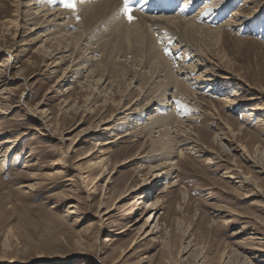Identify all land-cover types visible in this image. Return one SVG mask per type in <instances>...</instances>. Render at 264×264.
<instances>
[{"label": "rangeland", "instance_id": "obj_1", "mask_svg": "<svg viewBox=\"0 0 264 264\" xmlns=\"http://www.w3.org/2000/svg\"><path fill=\"white\" fill-rule=\"evenodd\" d=\"M210 1L198 0L196 12L199 10L202 13L211 8L207 13L209 16L199 12V19L196 20L199 24L215 28L229 20L232 13L239 9L246 16L242 19L243 24L235 26V29L226 27V33L219 45L215 46L205 38L202 46L213 57L224 54L227 63L229 57L234 71L242 75L248 83L257 86L260 80L258 72L261 69V73L264 72V0H253L252 3L247 0H221L213 3L214 5L206 4ZM181 2L182 0H178L176 6ZM203 6L205 7L202 10L198 9ZM254 9L259 10L249 17ZM12 10L8 3L4 6L0 4V47L12 45V29L6 36H1L4 30L3 21L12 15ZM210 16H214L215 20L207 21ZM26 28H32V25ZM229 29L237 32V36L228 34ZM24 31V36L16 40L24 39L26 49L16 54L17 57L11 60L13 67H8L6 73L9 78H13L19 66L24 75L23 78L11 82L9 88L12 95L6 103L11 108L7 114L0 116V132H3L0 139L11 140L6 145L7 149L19 141L16 151L8 155L6 165L0 171V264H110V255L118 254L121 248L126 247L120 261L122 264H162L163 259L170 254L174 264H216L217 256L224 250H228L230 255L227 264H264L262 258L255 259L251 253L256 244L249 239L256 229L263 232L264 236L263 176L254 175L258 178L256 180L261 193L259 196L251 195L253 192L250 188H239L229 181L226 174L232 161L249 174L250 168L243 162L240 152L228 153L213 140L218 133L225 137L221 141L228 143L230 137L224 125L219 120L200 116L201 111L207 110L213 104L223 120L229 122L234 129L240 123L246 124L249 134L238 136V139L248 145V154L259 158L264 155V128L257 119L248 121L246 115H243L246 113L247 104L232 112L221 106V96L214 94L216 91L210 95H198L197 98L179 95L174 99L171 109L179 119L190 115L200 116L194 125L202 131L201 145L197 146L194 153L189 149L184 150L181 157H173L177 168L176 179L179 180L177 185L159 192L164 187V180L153 189V196L162 202L158 233L154 239L148 236L136 248H129L145 217L140 214L142 210H136L134 194L119 202L116 199L126 186L135 187L144 183L149 177L150 167L164 163L166 159L163 152L153 158L151 142L146 130L142 128L149 111L141 110L139 117L134 119L139 127H135L133 122L129 124L118 121V136L97 139L90 128L99 117H106L113 107L110 106L109 111L100 116L104 94L93 92L88 99L86 95L90 93L83 92L75 83L57 84L58 78L70 62L50 74L51 68L43 64L41 55L34 53L35 47L40 44L34 40L36 35L28 34L25 28ZM177 53L172 50L169 57L164 54L166 59L170 58L168 61L173 68L179 67L182 58L181 51ZM6 57V53L0 54V64L5 62ZM131 66L124 64L118 68L120 74L118 85L114 86V90L118 91L115 97L129 92L126 105L134 102L140 105L143 104L141 100L135 101L140 95L136 86L147 83L149 76L139 77L137 82L132 83L134 88L131 89L130 79L137 74L135 70L138 68L136 64ZM210 71L213 72V69ZM259 85L264 88V83ZM234 91L235 89H230L228 93L232 94ZM39 102V109L44 110V115L50 118L47 120L48 125L51 123L49 131L42 127L39 115L32 116L28 112L29 108L33 110ZM252 104L262 107L259 114L263 116L264 96ZM89 106L94 109L93 113L86 112ZM53 126L64 131V138H82L74 152H70L63 159H60L62 155L59 135H53ZM119 136L122 138L116 139ZM96 140L114 142L101 146L103 153H98V147L94 146ZM65 144H69V140ZM256 146L258 150H255ZM100 157L106 158L104 166L107 171L97 183L88 181L83 186L73 176L72 171L63 168L67 164L86 167ZM124 161L127 162L119 165ZM112 168L113 172H110ZM171 181L173 180L168 179L167 183ZM23 184L28 187H23ZM103 187L105 191L102 193ZM101 202L105 208L113 205L117 207L109 213L110 217L105 222L98 221L95 216L98 207L99 210H104L100 206ZM69 203H76L79 212L77 217L66 219L64 216ZM228 212L234 215L228 216ZM127 224L131 225L121 234H116L127 227ZM243 225L245 230L234 234ZM188 239H193L195 251L191 255L186 253L182 256L183 260L177 255V248ZM78 246L85 247L83 252H77L80 250ZM165 246L169 249H165Z\"/></svg>", "mask_w": 264, "mask_h": 264}, {"label": "bare ground", "instance_id": "obj_2", "mask_svg": "<svg viewBox=\"0 0 264 264\" xmlns=\"http://www.w3.org/2000/svg\"><path fill=\"white\" fill-rule=\"evenodd\" d=\"M216 1L221 0H211L209 3L206 2V4L209 5L211 3L214 5L213 3H216ZM247 1L253 2V0ZM177 2L178 0H133L132 8L135 19L129 22L124 17L123 12L120 11L122 0H76L77 7L75 11L64 8L62 6L63 0H0L1 5L4 6L8 3L13 9L12 15L3 21L4 30L1 34L4 37L12 29V34H10L12 45L8 47L1 45L0 47V54L6 53L7 56L5 62L0 64V116L7 114L11 108L9 104L6 105L12 95L9 88L11 82L15 79L23 78L24 75L23 69L19 66H17L16 74L13 78H9L6 74L8 69L13 67L11 60L17 57V53L19 54L26 49L24 47L26 44L24 39L16 40L24 36L23 32H26L24 28L27 29L28 34L36 35L34 40L40 42L35 47L34 53L41 55L43 64L51 68L50 74H54L66 62H70L58 78L57 84H60V82L65 84L66 82L75 83L83 92L88 91L90 93H87V97L93 95V92L100 95L104 94V104L102 105L100 116L110 106L113 107L106 117L100 118L98 116L99 118L95 125L90 128V131L93 132L92 135L97 139H104V136L107 138L118 136L116 134L118 121L129 122V124L133 122L132 124L135 127H139L138 123L134 122V119L139 117L141 110L149 111L142 128L146 130L148 140L151 142V151L154 153L153 158L158 157L157 155L163 152L162 154L166 156V159L164 163L150 167L149 177L144 180V183L135 187L126 186L123 193L116 199V202H119L126 199V196L134 194L136 210H142L140 214L145 217L143 224L137 229L129 248H136V245L148 236H152V239L156 237L155 234L158 233L161 218L162 202L158 197L153 196V189L164 180V187L159 192L167 191L177 185L179 180L176 179V161L172 159L176 155L181 157L184 150L188 151L190 149L194 153L195 150L197 151V146L201 145L202 131L194 125L200 116L208 117L210 118L209 120H219L224 125L225 129L228 130V137H230L228 138V143L222 142L221 140L225 139V137H221L218 133L214 135L213 140L228 153L232 151L240 152L243 162L248 164L250 168L249 174L242 171L238 164L232 161L226 174L229 181L236 184L239 188H250L253 192L251 195H261L257 184L258 178L254 175H262L264 179V155L258 158L255 155L248 154V145L238 139V136L248 133L246 124L240 123L234 129L229 122L223 120L219 110L213 104L209 105L207 110L201 111L199 117L190 115V117L184 119L176 117L174 110L171 109L172 102L179 95L197 98L198 95L203 96L206 93L210 95L216 91L214 94L221 96L220 100L223 108H228V110L233 112L242 108L243 104H247L245 105L246 113L243 112V115H246L248 121L257 119V122L264 128V115L261 116L259 114L262 107L258 104H252L253 101H257L264 96V88L259 85L264 83V72L261 73L262 69L258 72L260 80L257 86H254L248 83L242 75L234 71L229 57L227 63L224 54L219 57H213L208 52V49L202 46V41L205 38L212 41L215 46L216 44L219 45L226 33V27L232 29L243 24L244 21L242 19L246 15L239 9L232 13V17L229 20H226L227 15L226 21H223L224 23L211 28L202 22V24H199L200 22L196 21L199 19L200 12L199 10L195 11L199 6L198 0H182L183 3H179L178 7L176 6ZM204 7L198 9L202 10ZM259 9L252 10L249 17L254 16L252 14ZM229 11H232V9ZM214 16H210L206 20H215ZM28 25H32V28H26ZM231 29H229L228 34L237 36V32L234 33ZM165 49H167V56L172 53V50L176 53L181 51L180 56L182 55V58L179 57L181 60L178 68L174 67V69L170 61H168L170 58L166 59L167 57L164 55ZM124 64H129L130 66L136 64L138 66L136 70L134 69L137 74L130 79L131 89L134 88L132 83L136 80L138 81L139 77L149 76L147 83H140L136 86V89L140 91V95L135 101L141 100L143 104L138 105V103L134 102L132 105H130L131 103L126 105L125 100L128 99L126 97L129 92H125L126 94L116 98L118 91L114 90V86L118 85L119 82L120 73L118 68ZM210 66L211 68H209ZM212 69L213 72L210 71ZM230 89H235V91L229 94ZM23 104L25 105V103ZM64 104L66 105L67 103L64 102ZM39 106L40 102L35 105L33 110L29 108L28 112L32 116L39 115L38 117L42 120V127L44 126L49 131L48 128L51 123L48 125L47 120L50 118L47 117L48 115H44V110L39 109ZM86 110L87 113L94 112L91 106L86 108ZM51 130H53V135L54 133L59 135L58 140L62 155L60 159L66 157L70 152H74L76 145L82 141V138L79 137L72 140L64 138V131L60 127L58 129V126H53ZM85 133L87 132L85 131ZM1 135H3V132H0ZM120 137L122 138V136H119L116 139ZM68 140L69 144H65ZM17 141L7 149L6 145H9L11 140L0 139V171L6 165L8 155L16 151ZM102 141L96 140L94 144V146L98 147V153H103L101 146L114 142V140ZM256 149H259L258 146L255 147ZM100 158H97L91 164L89 163L86 167L67 164L63 168H66L67 171H72L73 176L78 178L83 186L88 181L97 183L107 171L106 166H104L106 158ZM126 162H120L119 165ZM113 169L110 172H113ZM168 179L173 181L167 183ZM24 186L28 187L27 184H23ZM104 187L102 193L105 191ZM100 206L104 210H99L98 207L95 214L98 221L108 220L110 217L109 213L117 208L116 205L111 208H105L103 202H101ZM78 212V205L69 203L64 217L66 219L75 218ZM227 215L231 216L234 213L228 212ZM130 225L127 224V227L117 231L116 234H121ZM245 228V225H243L234 234L242 232ZM262 233L256 229L249 239L256 244L251 252L254 254L255 259L262 258L264 260V236ZM192 240H185V244L179 245L177 248L178 256L182 257L188 252V255H191L195 251V243ZM83 248L85 247L78 246L80 250H77V252H83ZM126 249L121 248L118 254L112 253L109 258L110 264H122L120 262L121 257L125 254ZM165 249H169V247L165 246ZM238 253L240 252L238 251ZM229 258L228 250H224L217 256L216 264H227ZM182 259L184 260V257ZM173 261L170 254V256L163 259L162 264H174Z\"/></svg>", "mask_w": 264, "mask_h": 264}, {"label": "snow or ice", "instance_id": "obj_3", "mask_svg": "<svg viewBox=\"0 0 264 264\" xmlns=\"http://www.w3.org/2000/svg\"><path fill=\"white\" fill-rule=\"evenodd\" d=\"M132 2L133 0H122V7L120 9V11L123 12L124 17L129 22H132L135 19V16L133 15ZM62 6L66 9L75 11L77 7L76 0H63ZM185 7H187V5H185ZM208 11H211V8L202 12L201 15H207ZM77 19H79V17H77ZM164 51L165 54H167V49H165Z\"/></svg>", "mask_w": 264, "mask_h": 264}]
</instances>
